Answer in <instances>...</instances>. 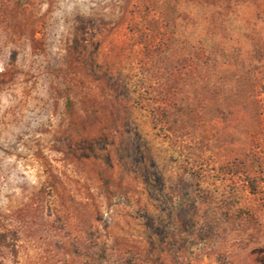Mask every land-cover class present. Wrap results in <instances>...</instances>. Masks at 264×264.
<instances>
[{"label":"rangeland","instance_id":"374dc122","mask_svg":"<svg viewBox=\"0 0 264 264\" xmlns=\"http://www.w3.org/2000/svg\"><path fill=\"white\" fill-rule=\"evenodd\" d=\"M219 6L156 128L144 0H0V264H264V0Z\"/></svg>","mask_w":264,"mask_h":264},{"label":"trees","instance_id":"16d2710c","mask_svg":"<svg viewBox=\"0 0 264 264\" xmlns=\"http://www.w3.org/2000/svg\"><path fill=\"white\" fill-rule=\"evenodd\" d=\"M219 1L223 0H186V2L182 0H144L147 15H154L153 19L146 21L148 23L146 29L151 37H156L141 42L140 46L150 65L149 72L151 71L152 77L157 78L158 83L164 86L157 94V98L153 100L158 102V107L163 110L161 115L158 112H151L156 128L160 116L167 119L169 123L168 119L171 117L172 109L178 105L179 101L187 102L184 106L186 111L198 110L199 105L194 103L191 88L195 90L197 86L200 88L202 86L205 94L210 96L215 95L218 89L216 86H210L209 73L216 45L213 30L215 16L211 15L210 10L214 7L219 8ZM166 8L167 14L165 13ZM180 9L187 13L185 19H180L183 16ZM195 16L196 18L201 16V18L196 21ZM196 32L205 34V38L199 39L200 48L198 49L191 40V36ZM165 56H167V61ZM166 62L167 65H165ZM245 182L252 193L256 194L257 181L247 174ZM113 264L133 263L127 262L123 257H118Z\"/></svg>","mask_w":264,"mask_h":264}]
</instances>
